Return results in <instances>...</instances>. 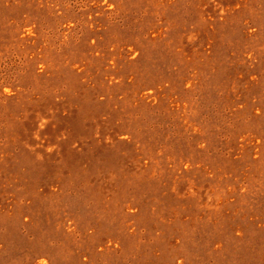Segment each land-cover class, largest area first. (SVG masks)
<instances>
[{
	"label": "rangeland",
	"instance_id": "1",
	"mask_svg": "<svg viewBox=\"0 0 264 264\" xmlns=\"http://www.w3.org/2000/svg\"><path fill=\"white\" fill-rule=\"evenodd\" d=\"M0 264H264V0H0Z\"/></svg>",
	"mask_w": 264,
	"mask_h": 264
}]
</instances>
